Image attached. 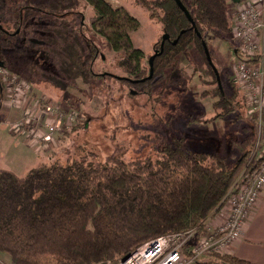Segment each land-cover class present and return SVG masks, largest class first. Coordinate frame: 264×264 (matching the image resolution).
Listing matches in <instances>:
<instances>
[{"label": "rangeland", "instance_id": "obj_1", "mask_svg": "<svg viewBox=\"0 0 264 264\" xmlns=\"http://www.w3.org/2000/svg\"><path fill=\"white\" fill-rule=\"evenodd\" d=\"M104 1L137 22L126 31L130 48L117 45L114 51L106 46L105 40L117 35L95 20L94 8L85 0H0V61L25 83L24 109L37 105L39 111L49 107L78 115L71 127L61 126L43 146L25 132L9 133L0 121V168L23 177L43 164L153 161L178 140L189 153L217 155L233 164L241 159L236 144L252 136L246 162L251 167L260 146L262 116L249 113L248 91L235 74L238 54L232 33L204 38L216 78L200 57L187 52L148 91L138 89L121 81L126 76L117 62L124 53L139 51V66L147 73L161 29L133 0ZM226 2L232 24L239 4ZM217 88L230 101L231 111L214 107Z\"/></svg>", "mask_w": 264, "mask_h": 264}, {"label": "trees", "instance_id": "obj_2", "mask_svg": "<svg viewBox=\"0 0 264 264\" xmlns=\"http://www.w3.org/2000/svg\"><path fill=\"white\" fill-rule=\"evenodd\" d=\"M117 37L105 40L109 49L130 48L126 34L137 22L123 8L104 0H85ZM162 32L152 61V77L140 68L139 51L124 53L117 62L127 85L146 89L174 70L187 52L200 57L213 78L205 54L207 34L231 31L226 0H133ZM235 1V0H234ZM18 23L15 24L16 28ZM121 43V44H120ZM93 53H96L93 51ZM134 61L137 64L134 65ZM216 109L231 111L217 90ZM252 137V136H251ZM251 137L236 144L241 159L228 164L217 155L189 153L178 140L159 151L158 158L124 164L93 165L83 161L38 165L23 177L0 168V253L12 264H118L143 244L161 237L195 231L222 206L228 190L243 172L254 146ZM108 160V159H107ZM196 264H253L229 254H210Z\"/></svg>", "mask_w": 264, "mask_h": 264}, {"label": "built area", "instance_id": "obj_3", "mask_svg": "<svg viewBox=\"0 0 264 264\" xmlns=\"http://www.w3.org/2000/svg\"><path fill=\"white\" fill-rule=\"evenodd\" d=\"M238 4L230 31L237 43L235 74L248 91L249 113L262 116L259 120L260 146L253 169L238 178L225 195L222 201L227 211L225 220L213 228L205 221L204 231L195 243L192 242L196 238L194 230L161 236L138 247L118 264H196L207 255L222 254L240 238L242 228L264 190V0H239ZM0 76L9 92L6 107L17 108L25 101V83L1 66ZM40 111L37 105L24 109L21 118L10 125V131L14 134L25 132L27 137L43 146L53 139L61 126L69 128L78 119L77 114L66 115L57 108L47 107Z\"/></svg>", "mask_w": 264, "mask_h": 264}, {"label": "crops", "instance_id": "obj_4", "mask_svg": "<svg viewBox=\"0 0 264 264\" xmlns=\"http://www.w3.org/2000/svg\"><path fill=\"white\" fill-rule=\"evenodd\" d=\"M236 4L239 2L235 0ZM9 95L8 88L1 82L0 84V121L7 127L21 118V111L24 110V102L17 108L9 109L5 105L6 97ZM226 208L221 207L217 212L206 220L208 227L217 226L224 215ZM223 253L232 255L240 260L253 264H264V190L262 191L254 210L244 224L240 238L234 241ZM0 264H12L9 258L0 253Z\"/></svg>", "mask_w": 264, "mask_h": 264}, {"label": "water", "instance_id": "obj_5", "mask_svg": "<svg viewBox=\"0 0 264 264\" xmlns=\"http://www.w3.org/2000/svg\"><path fill=\"white\" fill-rule=\"evenodd\" d=\"M175 3L177 4V6L180 8V10L182 12H184V14L187 16V13L186 11L184 10L183 6L181 5L180 1L179 0H174ZM168 39V36L167 35H163L162 36V39H161V42H160V51L159 52H154L153 56H151L149 59H148V64H149V74L148 76L145 78V79H141L140 81H132L133 83H137V82H140V83H143L145 80H149L151 79L152 77V61L154 59V57L158 54L161 53V50H162V45L163 43ZM205 54H206V58H207V61L209 63V65L211 66L213 72L215 73L216 77H217V74H216V71L215 69L212 67L211 63L209 62V59H208V53H207V50H206V47H205ZM125 260V259H124ZM123 260V261H124Z\"/></svg>", "mask_w": 264, "mask_h": 264}, {"label": "flooded vegetation", "instance_id": "obj_6", "mask_svg": "<svg viewBox=\"0 0 264 264\" xmlns=\"http://www.w3.org/2000/svg\"><path fill=\"white\" fill-rule=\"evenodd\" d=\"M15 25V24H14ZM15 30L17 29V27L16 28H14ZM0 66L2 67V68H4L5 69V65L0 61ZM6 70V69H5ZM216 76V75H215ZM18 77V76H17Z\"/></svg>", "mask_w": 264, "mask_h": 264}]
</instances>
